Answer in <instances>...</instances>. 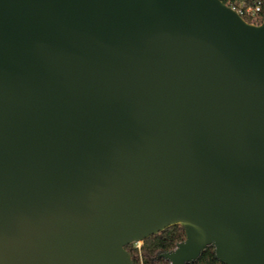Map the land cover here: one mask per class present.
I'll use <instances>...</instances> for the list:
<instances>
[{"label": "water", "instance_id": "95a60500", "mask_svg": "<svg viewBox=\"0 0 264 264\" xmlns=\"http://www.w3.org/2000/svg\"><path fill=\"white\" fill-rule=\"evenodd\" d=\"M264 264V22L222 0H0V264Z\"/></svg>", "mask_w": 264, "mask_h": 264}, {"label": "trees", "instance_id": "16d2710c", "mask_svg": "<svg viewBox=\"0 0 264 264\" xmlns=\"http://www.w3.org/2000/svg\"><path fill=\"white\" fill-rule=\"evenodd\" d=\"M228 6L243 10L248 5H254L256 0H222ZM242 1L245 2L242 5ZM261 2V11L256 19L245 13L240 15L251 24H262L264 22V0ZM186 239L185 227L182 224L171 225L164 230L145 238L140 246L134 243L128 244L125 248L129 251L136 264H171L170 260L163 256V253L174 251L178 245ZM186 264H225L215 254L213 245L207 246L200 256Z\"/></svg>", "mask_w": 264, "mask_h": 264}, {"label": "built area", "instance_id": "2783aa9c", "mask_svg": "<svg viewBox=\"0 0 264 264\" xmlns=\"http://www.w3.org/2000/svg\"><path fill=\"white\" fill-rule=\"evenodd\" d=\"M245 2L242 1V5H244ZM261 2L259 0H256L254 5H248L246 6L243 10L241 9V11L238 9L236 10L239 14L240 12L245 13L248 16H251L252 18L256 19L259 15V12L261 11ZM234 9V8H233ZM140 246V245H137Z\"/></svg>", "mask_w": 264, "mask_h": 264}, {"label": "bare ground", "instance_id": "6f19581e", "mask_svg": "<svg viewBox=\"0 0 264 264\" xmlns=\"http://www.w3.org/2000/svg\"><path fill=\"white\" fill-rule=\"evenodd\" d=\"M135 243H137V244H141V241H138V242H135Z\"/></svg>", "mask_w": 264, "mask_h": 264}, {"label": "rangeland", "instance_id": "374dc122", "mask_svg": "<svg viewBox=\"0 0 264 264\" xmlns=\"http://www.w3.org/2000/svg\"><path fill=\"white\" fill-rule=\"evenodd\" d=\"M141 243H142V242H141ZM134 244H135L136 246H137V245H141V244H137V243H134Z\"/></svg>", "mask_w": 264, "mask_h": 264}]
</instances>
